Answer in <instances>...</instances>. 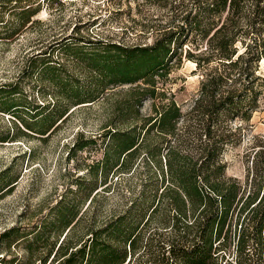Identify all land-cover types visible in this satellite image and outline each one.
I'll return each instance as SVG.
<instances>
[{"label": "trees", "instance_id": "trees-1", "mask_svg": "<svg viewBox=\"0 0 264 264\" xmlns=\"http://www.w3.org/2000/svg\"><path fill=\"white\" fill-rule=\"evenodd\" d=\"M45 1L0 0V16L20 9L19 30L33 24ZM163 2L177 24L152 44L109 43L99 53L73 55L89 72L85 79L45 63L38 75L51 88V102L33 101L27 111L0 101V113L17 120L0 132V143L45 139L75 107L97 102L109 87L133 86L115 105L110 127L96 137L79 133L66 152L69 162L99 147L102 158L75 163L66 173L72 181L53 202L38 205L36 221L24 210L0 232V264H229L227 253L235 264H264V147L253 153L243 185L226 176L228 138L218 130L220 117L243 105L244 82L264 58V0ZM182 53L205 71L192 108L183 113L171 100L142 116L144 101L165 98L156 78L166 77L165 66ZM212 62L227 71L210 70ZM253 92L256 104L259 90ZM11 169L0 171V199L18 181ZM114 197L118 203L108 210ZM16 248L23 257L6 259Z\"/></svg>", "mask_w": 264, "mask_h": 264}, {"label": "rangeland", "instance_id": "rangeland-1", "mask_svg": "<svg viewBox=\"0 0 264 264\" xmlns=\"http://www.w3.org/2000/svg\"><path fill=\"white\" fill-rule=\"evenodd\" d=\"M163 3V0H60L59 3L48 0L41 2V10L31 18L33 24L19 30L15 29H18L16 16L20 9L3 11L0 17L6 24H0V93L7 96H0V101L24 105L27 111L32 109L33 101L38 105L51 102V88L41 82L38 75L45 63L61 66L63 71L85 79L89 72L72 58L73 55L99 53L103 45L109 43L152 44L165 29L177 24L176 12L169 6H162ZM65 42L67 46H64ZM238 50L241 52L242 48ZM210 67V70L227 71L216 62ZM164 69L166 77L156 78V87L165 98L144 101L140 110L144 117L154 116V105L158 107L171 100L183 113L188 112L200 94L205 71L187 55H176ZM244 84L247 88L242 95L245 97L243 105L233 108V116L222 115L218 124V130L228 138L221 158L226 166V176L243 185L250 173L253 153L264 147V59L259 61L257 71ZM131 87H109L97 102L75 107L73 113L45 139L33 135L16 142L0 143V171L11 166L10 176L18 175L14 189L0 199V232L16 224L24 210L33 216L41 202H53L64 191L63 187L72 181L66 173L68 170L73 172L75 163L90 164L102 158L99 147L78 153L69 162L66 152L79 133L84 137H96L104 128L110 127L115 121V105L127 98ZM240 87L235 86L236 89ZM258 90L257 102L253 104V91ZM25 113L20 115L30 122ZM13 120L17 123L11 114L0 113V132L13 126ZM116 203L118 198H112L108 210ZM37 218L34 215L32 220ZM22 223L27 225L30 221ZM13 254L17 258L23 257L21 250L16 248L11 249L6 259L12 258ZM225 260L235 264L234 253H227Z\"/></svg>", "mask_w": 264, "mask_h": 264}, {"label": "bare ground", "instance_id": "bare-ground-1", "mask_svg": "<svg viewBox=\"0 0 264 264\" xmlns=\"http://www.w3.org/2000/svg\"><path fill=\"white\" fill-rule=\"evenodd\" d=\"M264 59V58H263Z\"/></svg>", "mask_w": 264, "mask_h": 264}]
</instances>
